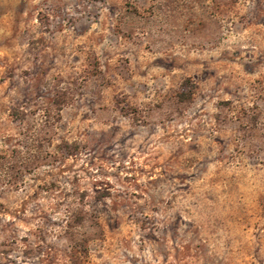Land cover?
<instances>
[{
	"label": "rangeland",
	"instance_id": "rangeland-1",
	"mask_svg": "<svg viewBox=\"0 0 264 264\" xmlns=\"http://www.w3.org/2000/svg\"><path fill=\"white\" fill-rule=\"evenodd\" d=\"M0 264H264V0H0Z\"/></svg>",
	"mask_w": 264,
	"mask_h": 264
}]
</instances>
